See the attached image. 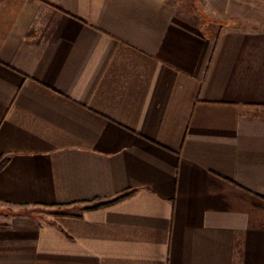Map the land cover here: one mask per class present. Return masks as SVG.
Segmentation results:
<instances>
[{
  "label": "crops",
  "instance_id": "1",
  "mask_svg": "<svg viewBox=\"0 0 264 264\" xmlns=\"http://www.w3.org/2000/svg\"><path fill=\"white\" fill-rule=\"evenodd\" d=\"M4 159L0 264H264V0H0Z\"/></svg>",
  "mask_w": 264,
  "mask_h": 264
},
{
  "label": "trees",
  "instance_id": "2",
  "mask_svg": "<svg viewBox=\"0 0 264 264\" xmlns=\"http://www.w3.org/2000/svg\"><path fill=\"white\" fill-rule=\"evenodd\" d=\"M8 163H9V159H4V160L0 161V172L7 166ZM133 195H134V191L125 192L124 194L117 197L116 199L108 201V202H102V203H99L96 205H85L84 211L89 212V211L107 208V207H110V206H112V205H114V204H116L122 200L128 199V198L132 197Z\"/></svg>",
  "mask_w": 264,
  "mask_h": 264
}]
</instances>
